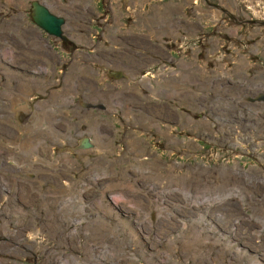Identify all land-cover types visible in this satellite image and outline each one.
<instances>
[{"label": "rangeland", "instance_id": "374dc122", "mask_svg": "<svg viewBox=\"0 0 264 264\" xmlns=\"http://www.w3.org/2000/svg\"><path fill=\"white\" fill-rule=\"evenodd\" d=\"M42 1L66 18L65 32L69 36H74V41L78 42L70 44L74 50L69 48L70 53L64 50L69 45V39L64 41L60 36L51 35L41 26L42 29L32 23L31 5L28 0H0L2 46L7 45V49L15 53L23 50L24 57L29 56L25 51L33 55L31 52L33 46L22 36V33H26L31 28L38 41L42 43L37 47L40 48V56L50 58L53 64H58V60L64 58L63 55L69 54L73 57L75 52L91 50L81 45L87 38L85 45L97 44L100 57L110 58L114 62V56L110 55L116 54L118 61H124L125 64L128 62L132 66L131 62L137 57L140 49H131L122 44L128 34L140 38L143 44L153 43L159 51L154 55L158 58L163 56L174 58L182 51L186 53L188 60L196 59L189 45L185 43L183 49H180L179 46H166L161 39L155 38L151 41L147 35L149 33L142 29L135 28V32L128 33L127 29L134 25L138 17L125 12V7L133 0L114 1V4L120 1L124 4V7H121L122 12L118 14L124 31L116 30V27L112 28V22H115L112 15L110 21H106L107 17L103 15L108 8L109 2L106 0L99 3L98 0ZM147 1V3L137 1L138 4L132 9L150 8V14L157 18L160 12L167 14L166 12L172 11L175 13L174 16L181 20L177 22L178 24L189 21L202 26L211 25L214 29L208 30L215 35L208 33L204 36V33L200 32L202 44L199 64L191 65L180 59L184 68L179 71L182 73L188 65V70L198 77L195 80L184 78L185 84L190 82L195 89L192 90L190 85H184V89L181 90L184 94L174 93L173 90L169 91L168 95L152 98L149 104L152 107L150 112L152 116H150L159 127L156 124L151 129L141 130L129 126L128 134L132 133L134 138L137 137V145L138 138L143 136L139 135V132L145 133L144 137L151 143V145L147 142L141 143L142 148L151 151V155L146 153L149 160L137 155L138 159H123L111 168L106 164L99 167L100 173L108 172L101 180L103 187L86 181L85 186L88 187L82 193L84 198L89 199L88 202L93 200L102 203L88 204L84 206L85 208L73 204L75 206H71L72 213L67 214L74 220H81L84 214L78 213L86 212L90 217L100 215L101 221L103 220L101 216H105L106 211H113L117 215L114 220L118 227L116 228L129 229L128 234L123 231L124 237L110 233L111 237L116 239L86 240L100 247V249L94 247L93 252L87 254L83 247V236L74 237L71 231L77 228L80 233L82 225L71 224L69 220H62L58 216L54 222L68 229L71 238L59 241L42 231L40 236H34V240L21 239L28 244L25 248L22 246L23 243L17 244V239H8L6 241L9 251L0 252V264H57V262L70 264L73 259L82 264H123V262L126 264H264V100L247 98L258 91H264V0H239L238 4L242 8L240 10H236L233 0H202L206 5V1L220 3L221 6H210L208 11H195L192 9L195 4L191 0H187L188 9L182 6L184 4L182 0ZM225 6L232 7L233 13L243 12L245 16L241 17L238 14L230 21L228 12L221 10ZM183 9L192 10V15L179 12ZM200 16L203 18L202 22L193 19ZM144 23L150 27L159 24L160 21L145 17ZM27 25L34 27H25ZM125 27L127 29H124ZM225 28L230 30L224 31ZM197 29L199 28L195 26L193 30ZM237 29L242 30L236 33ZM174 32L177 33L176 29ZM113 34L120 37L118 40L121 47L117 46L118 40L113 39V36L109 39ZM88 36L91 38L90 42ZM168 36L172 37L170 34ZM191 36L193 35L189 34L185 40H190ZM135 37L129 40L133 42ZM206 37H209L210 41ZM40 38H44L48 43ZM195 42L197 41L192 40L193 46ZM157 49L152 50L157 51ZM198 49V46L194 47V50ZM148 50L150 48L146 47V51ZM2 53L4 52L0 50V55ZM165 61L164 59L155 64V60L150 59L149 71L140 66L133 67L136 81L148 86V74L154 78L155 69L161 72V66L155 67L154 70L152 68L158 64L163 65ZM39 62L41 60L36 61L34 65L37 66ZM53 64L48 69L42 68L41 71L51 73ZM98 64L92 63L94 66ZM106 64L103 63L104 67ZM189 71L186 73H190ZM174 72L176 76L171 73L163 74L165 77L163 82H168L170 88H175L173 85L182 80L178 71ZM161 76L156 78L160 79ZM133 87L138 88L136 85ZM53 89V84L50 82V85L47 84L41 88V91L44 96H48ZM130 95L132 100H129L128 106H140L141 102L136 95ZM39 99L45 98L41 94H32L22 101L34 107ZM129 113L137 122L140 114ZM20 114L25 116L28 113ZM107 119L114 125L113 132L116 138L125 140L127 133L123 131L124 119L121 114L112 113ZM162 132L167 134L166 138L163 137ZM23 135L22 133L19 138H23ZM43 167L49 168L45 165ZM58 174L62 176L61 173ZM68 175L73 174L69 172ZM68 175L62 177L69 178ZM47 188L48 186L41 181V191ZM102 188L105 190H100ZM65 200L67 201L66 197ZM13 202L14 205L9 206L8 210L20 215L19 206L23 203L15 198ZM23 206L24 211L29 208L25 204ZM57 209L60 210L52 207L51 211L55 213L50 217L55 215L56 218V215H60L56 212ZM82 209L84 211H79ZM5 210L0 209V212ZM129 224L134 227L131 228ZM134 228L137 235L133 240L128 241ZM186 241L190 245L184 246ZM0 244L2 251L4 241ZM186 249L188 251H185ZM106 251H111L113 254L107 255ZM117 257L115 261L113 258ZM64 258L68 261H63Z\"/></svg>", "mask_w": 264, "mask_h": 264}, {"label": "flooded vegetation", "instance_id": "af4514ba", "mask_svg": "<svg viewBox=\"0 0 264 264\" xmlns=\"http://www.w3.org/2000/svg\"><path fill=\"white\" fill-rule=\"evenodd\" d=\"M42 1V0H41ZM102 0H98V3ZM108 1V8L105 10L103 15L107 17L106 21H110V15L114 17L115 22H112V28L116 27V30H123V24L120 21V17L118 14H120L121 7H124V4L120 1L118 3L114 4L115 0H106ZM137 1H142L143 3H147L148 1L144 0H133L130 1L129 5L125 7V12L128 14H131L133 17L134 15L138 16L136 17V21L134 22V25H132L131 28L125 27L124 29H127V32H135V28L145 30L149 34H147L151 41H153L155 38L161 39L164 44L167 45H176L180 44L181 48L183 49V44L189 45L190 51L192 54L196 57L199 56L198 50H194L195 46L200 47L202 42L200 38V32L204 33V36H206L208 33H212L211 30H208L209 28L212 30L214 29L211 25L202 26L200 24H192L189 21H185L181 24H178L177 22H180L181 20H176V23H174L172 19L168 20L167 22H160L159 24L150 25V27L144 23L145 17L148 18L150 15V8L148 10L143 9L140 7V9H132L133 6L137 5ZM184 1V8L188 9V3L187 0ZM194 2V7L192 6V9L195 11H208L210 9V6H221L220 3H207V6L205 3H202V0H191ZM222 1V0H219ZM239 0H233L232 3H235L236 10L242 9L239 4ZM30 6V15L32 18V0H28ZM44 2V1H43ZM127 2V1H126ZM45 3V2H44ZM46 4V3H45ZM193 3L191 2V5ZM48 7L49 5L46 4ZM190 5V4H189ZM144 6H146L144 4ZM220 9V8H219ZM222 11L228 12L229 16L228 19L232 21V18L236 17V15H240L241 17H244V13L240 11H236L233 13L232 7H222ZM179 12H184L186 15H192V10H180ZM171 16H174V12L169 11ZM98 15H100L98 13ZM194 20H199L202 22L203 18L202 16L193 18ZM238 21H241L240 18H237ZM103 20V19H102ZM134 21V19H133ZM34 22L32 18V23ZM35 23V22H34ZM36 24V23H35ZM37 25V24H36ZM174 25V26H172ZM38 26V25H37ZM195 26L199 29L193 30ZM233 26V25H231ZM236 26H243V25H234ZM25 27H34V26H25ZM40 27V26H39ZM207 27V28H206ZM41 28V27H40ZM42 29V28H41ZM174 29H176L177 33L174 32ZM218 29H216L217 31ZM230 28H225L224 31H229ZM242 29H237L236 33H239ZM124 31V30H123ZM163 32L164 36H161L159 32ZM154 33V35L152 34ZM143 34V33H140ZM168 34L172 35V37H169ZM189 34L193 35L191 36L190 40H185L186 37L189 36ZM213 34V33H212ZM243 34V32H241ZM144 35V34H143ZM215 35V33L213 34ZM65 38H62L64 41L69 39V45L64 48L65 51L70 53L69 48L72 49V46L70 44L78 43L77 41H74L75 39L72 38V36L65 35ZM104 36V34H103ZM113 36V39L118 40L120 37L118 35H110V37ZM135 37V35H126L124 38L122 44L127 46L128 48L134 49L139 48L140 53H137V57H130L135 58L131 63L132 66L124 63V61L120 62L117 59L116 54H112L110 56H114V62L111 61L110 58H103L99 56V51L97 49L98 45H85L87 42V38L84 41L83 47L91 48V50H87L84 52H75L73 57L68 55H63L62 60H58V64H53L52 60L41 58L39 56H36L39 54L38 51H35L34 48H32L33 55H30L29 51H25V53H28L29 56L24 57V51L20 50L19 53H15L14 51L8 50V52L13 53L15 56L19 58V61L17 65L14 68L10 67L9 63H3L7 69L10 71H16V72H25L28 76L27 78L23 80H19L17 77L13 76L11 77L6 73L5 71L0 69V115L9 117L10 112L7 110L11 103L13 102L12 97L9 98L6 95H15L18 96L23 103L22 99H28L30 95L32 94H41L45 99H39L36 102L40 101L43 102L48 110H50L53 113V116H50L53 121L50 119L49 115L43 113L37 106H28L29 110H20L16 113V118L12 119V121H6L5 125L10 126L12 128L16 127L18 123L23 121L24 123H30L34 124L36 122L38 125L42 127V129L46 132L43 136L39 138V141L49 147V149L53 150L52 156H50V159L45 161H39L36 158H34V162L36 164H39L41 166L45 165V162L51 161L50 164V171L52 173V176L49 177L52 185L54 188H56L59 191H62L66 194L67 198L70 199L71 195L73 194V188L72 184L77 185L79 184V188L81 189L80 195L76 197L73 200V204H77L80 206H87L88 204H95L97 201L91 200V202H88L89 199L83 197V191L88 186L86 185V181L89 183H95L99 187H103L102 182L98 179L100 178V171L99 167L106 166L112 167L113 165H117V163H120V160L123 159H132L137 158V155L140 157L146 156V153H149L151 155V151H146L145 148H142L141 143L147 142L148 145H151V143L145 138L144 136H140L138 145L136 144V147H133L129 141L126 140H120L116 138V135L113 132L114 125L111 122L108 126V116L112 113L121 114L125 111L132 112V110L135 108L137 110L142 111L140 114V117L138 118L137 122L136 120L130 115V118L127 120L124 119V128L123 131H125L127 134L129 132V126L131 125L132 128H140L141 130H147L151 129L153 126H150V128H145L146 126H143L147 119L150 118L152 120V114L151 112V100L154 96H164L168 95L169 91H173L174 93H182V89H184V85H190L191 89L194 90L195 86L190 84V82H187L185 84L184 78H182L181 82H177L175 85V88H168L165 89V85L163 82L165 80V77L163 74L171 73L172 75L176 76L177 74L174 72L176 71L177 65L180 62L181 57H185V52L177 53L176 57L174 58H166L161 57L158 58L154 55L159 53L158 49L153 45V43H142V40L140 38L135 37V40L132 42L129 40V38ZM208 40L210 41L209 37ZM192 40H196L195 46L192 45ZM224 40V39H223ZM43 42L48 43L44 38H42ZM91 41V38L88 36V42ZM111 42V40H108ZM120 41L118 40L117 46L121 47L119 44ZM2 44V43H1ZM0 44V47H1ZM7 46V45H6ZM146 47H149L150 50L146 51ZM174 47V46H172ZM152 49H157V51H154ZM74 50V49H72ZM170 51V50H169ZM73 52V51H72ZM171 52H173V49H171ZM143 53V54H142ZM78 54L79 56H75ZM180 54H183L180 56ZM257 54V53H256ZM173 57V55H171ZM126 58V57H123ZM158 58V59H157ZM150 59L155 60V64L160 62L161 60H166L163 62V65H155L152 69L154 70L155 67L161 66L160 71H156V76L153 78L150 75H148L149 85L146 86L141 81H136L135 76V69L133 67L140 66L145 68L144 70L149 71L150 67H148V62ZM38 60H41V62L38 63L37 66L34 65V63ZM75 60H80L81 65H75ZM128 60V58H126ZM92 63H99L98 65L94 66ZM103 63H107L104 67ZM198 63V62H197ZM26 64L25 66H23ZM53 68L51 73L41 71L42 68L48 69L52 66ZM83 65V67H82ZM115 66H117V70L115 69ZM98 68V69H97ZM179 70H182V68H179ZM167 71V72H166ZM178 71V70H177ZM152 72V71H151ZM179 74L181 72L178 71ZM159 75H162L160 79H157ZM73 76L74 77V85L73 87H66L67 83L69 82L67 77ZM157 77V78H156ZM197 77V76H196ZM35 79V82L34 80ZM120 79H124L126 81L125 84L121 82ZM157 79V80H156ZM50 82H52L54 89L50 90V93L48 96H44L43 92L41 91V88H44L47 84L50 85ZM19 83L22 84V91L18 93L19 88L16 87ZM139 83V87H144L146 89L145 94L147 96H151L150 98L142 96L143 94L138 89L132 88V86ZM180 86H182L180 88ZM51 87V86H50ZM166 91V93H164ZM91 93L93 97L90 98L87 93ZM120 92H126L125 99H123V102L117 103L114 106V110H108L107 108V102L105 99L100 97V94H113V93H120ZM135 94L136 97L140 100L141 104L140 106H128L129 100H132V96L130 94ZM255 93V92H253ZM59 95L58 99H55L52 97V95ZM164 94V95H163ZM258 93H255L256 96ZM99 96V97H98ZM61 97H66V100L61 99ZM33 99V97H31ZM97 99V100H96ZM35 102V103H36ZM26 104V103H23ZM36 105V104H35ZM45 107V108H46ZM46 108V111H47ZM21 112H27L30 113L28 117H24ZM135 115H137L134 112ZM151 115V116H150ZM19 118V119H18ZM154 119V118H153ZM95 120H101L107 131L106 133L110 136L109 139L106 140V143L100 147L97 145L93 138L96 135L95 132L91 129L88 130L89 125L93 124ZM135 120V121H134ZM135 122V123H134ZM90 125V126H91ZM52 127L51 129L49 127ZM167 126V125H166ZM157 127L158 124H157ZM21 130V128H20ZM24 134L23 138L28 136V133L26 131L21 132V134ZM49 134H52L54 138H51ZM164 138L167 137V134L165 132L161 133ZM18 136V139H19ZM2 139H5V137L1 136ZM88 137L90 138V145L88 146H81L80 141L82 138ZM22 138V139H23ZM137 138V137H136ZM168 144V143H167ZM141 149L142 152L138 153L136 150ZM16 150V149H14ZM19 150V149H17ZM78 150H81L82 152H78ZM136 153V154H135ZM44 156H47V153L43 151L42 153ZM102 161H106L105 164H102ZM2 163H8L11 165V169H13V166H16L17 160L14 159V157L4 156L2 158ZM1 164V162H0ZM90 167H93V170L95 171L93 173H88V170ZM4 172L0 169V182L5 184V182L8 180L9 177L12 176V174H15L14 172H10L7 169H2ZM7 170V171H6ZM59 173H61L62 176L68 175L69 172L73 175L69 178L60 176ZM102 173L107 176L108 172L102 171ZM18 174V173H16ZM35 174V173H33ZM20 176V179L15 184L22 187L23 191L25 187H28L31 181L33 180V177H28L24 174H18ZM85 177L84 180L78 179ZM72 177H75V179H72ZM104 179V178H102ZM101 179V180H102ZM2 186V185H1ZM0 186V187H1ZM104 190V188L100 189ZM30 192V191H29ZM20 193L16 190L15 196L13 198L19 199ZM4 198H8L7 195L4 196ZM13 198L10 196V202L14 205ZM20 198L21 203L23 202ZM6 201H1L0 199V208H4V204ZM70 203V202H69ZM84 211V210H81ZM113 211H106V215H110ZM84 218L82 221H91L95 219V217L87 216L86 212L83 213ZM0 238H3V235L0 234Z\"/></svg>", "mask_w": 264, "mask_h": 264}, {"label": "bare ground", "instance_id": "6f19581e", "mask_svg": "<svg viewBox=\"0 0 264 264\" xmlns=\"http://www.w3.org/2000/svg\"><path fill=\"white\" fill-rule=\"evenodd\" d=\"M33 1L34 0H32V2ZM32 5H33V3H32ZM55 5L57 6V4H55ZM49 8H50V10L52 12L57 13V12H55L52 9V7L50 5H49ZM57 14H59V13H57ZM160 17H161L162 20L165 19V14L162 13L160 15ZM174 18L175 17H172L171 19L173 20ZM66 23L67 22H66V18H65L64 34L68 35L65 32L66 31L65 30V24ZM32 30L33 29L30 28V30H28L26 33L25 32L22 33V36L25 37L24 40L26 39V41L30 45L33 46V47L32 46L31 47L34 48L35 51L39 52V54H37L36 56L41 57L40 56V48H37V47H40L42 45V43L38 41L35 33ZM43 30H45V29L43 28ZM46 32L48 33V31H46ZM49 34L55 35V34H52V33H49ZM72 38L75 39L74 36H72ZM40 39L42 40V38H40ZM6 42H8V41H6ZM82 42L84 43V41H82ZM17 45L20 46L18 43H17ZM7 48H8L7 46L5 47V46H2V45L0 47V50H2L4 52V53H2L0 55V69L5 71L6 73H8V75H10L11 77H13V76L17 77L19 80H23V79L27 78L28 75L25 72H20L19 73V72L13 71V70L10 71L3 64V63H9L10 67L14 68L17 65L18 61H19V58L17 56H15L13 53L8 52ZM41 58L50 59V58H47V57H41ZM181 58L184 60V62L186 61V62L191 63V65H195V62L188 60L186 56L185 57H181ZM196 64H198V63H196ZM25 65L26 64H24L23 66H25ZM185 67L186 68L183 70V72L181 74H179L182 78L190 79V80H195V79L198 78V77L193 75L188 70V65H186ZM179 68H182V69L184 68V66L180 62L178 64L176 70L179 71ZM192 68H196V67H192ZM115 69L117 70V66H115ZM187 71H189L190 73H186ZM134 77H136V76H134ZM67 79H68L69 82L66 84L67 85L66 87H73V85H74V77L73 76H68ZM33 80L35 82V79H33ZM120 80H121V82L123 84L126 83V81L124 79H120ZM16 87L19 88L18 93H20L22 91V84L19 83L18 85H16ZM257 93L258 94L256 96H252L253 95L252 94V95H249L247 98H249L250 100L251 99L254 100L256 98L259 99L258 96L261 93H264V91L261 90V91H258ZM182 94H184V92H182ZM87 95L90 98H95L89 92L87 93ZM6 96L9 97V98L12 97L13 102L11 103L10 107L7 109L10 112L9 117L0 115V135L5 137V139H2L0 137V162H1L0 169H1L2 172H4V170H2V169H7L10 172L11 171L14 172L15 174H12V176L8 178V180L5 182L4 185H3V183L0 182V186L2 185L0 187V199H1V201H6V203L4 204L5 205L4 209H6V210L0 212L2 214L0 216V234L3 235V238H0V242L3 243V241H4V245H2L3 246L2 247V251L0 250V252H6V251L8 252L9 251L7 249L8 248L7 246H9L8 243H7L8 241H6L8 239H10V240H13V239L16 240L17 239V241H18L17 244L18 243H23L22 246L25 248V245H28V244H25V242L21 241V239L27 238L29 240H34V236H40V233L42 231L45 232V235H48L49 237H51L52 239H55V240L59 239V241L71 238L70 237L71 234L69 233L68 229L63 228V227L59 226L58 224H56L54 222L58 218V216H60L62 220H69L71 224L79 223V224L82 225L80 233H79L77 228L74 229V230H71V231H72V234H73L74 237L78 238V235H82L83 236V239H84L83 247L85 248V252L87 254L89 252H93L92 250H94V247L96 248L98 245L94 246V244H93L94 242L93 243L92 242L89 243V241H86V240H90V239H97V240L116 239L114 237H111V234H117V237H120L123 234V232H121V228L117 229L118 228L117 224L114 221L115 217L117 215L114 214V212H112L110 215H106L105 214V216H101V218H103V220H101V221H100V216H98V218L96 217L95 219H93L91 221H86V222L82 221V219L81 220H78V219L74 220L72 217L67 215V214L72 213L71 206H75V205H73V200L80 195L81 189L79 188V184H77V185L72 184V186H70L71 188H73V190L76 193H78L77 195H76V193H73L71 195V197H70L71 200H68V198H67L65 193H63L62 191H59L56 188H54V186L52 185V183H51V181L49 179V177L52 176V173H51L50 169L47 168V167H43V166H41L39 164H36L34 162V158H36L39 161H45V160L50 159V156H52V154H53V150L52 149H49V147H47L46 145L42 144L39 141V138L41 136H43L46 132L36 122H34V124H30V123H24L23 121H21L14 128H12L10 126H6L5 122L6 121H12V119H15L16 118V113L18 111H20V110H29L28 105L27 104H23L18 96H15V95H12V96L11 95H6ZM99 96L102 97L103 99H105V101L107 102L108 110H114V106L117 103H120V102L124 101L123 99H125L126 92L113 93V94H109V95L100 94ZM52 97H54L55 99H58L59 95L54 94V95H52ZM61 99L66 100V97H61ZM35 104H36L37 108H39L43 113L49 115V117L53 116V113L50 110H48V108L46 107V105L43 102L38 101ZM45 107L47 108V111H46ZM0 110H2V108H0ZM132 112H135L137 115L142 113V111L137 110L135 108L132 110ZM29 115H30V113H28L24 117H28ZM122 117L126 118L128 120L130 118V113L125 111L124 113H122ZM50 119L53 121V119L51 117H50ZM110 123L111 122L108 121L107 125L109 126ZM156 124L157 123L155 121L147 119L143 126H148L149 127V126H154ZM90 125L88 127V130L90 131L92 129L95 132V134H96L94 136V138H93V141L97 145L102 147L106 143V140L109 139V137H110L106 133L107 129H106L104 123L101 120H95L93 122V124L91 126ZM20 128H21V130H20ZM49 128L51 129L52 127L50 126ZM24 131H26L28 133V136L23 138V139L22 138L18 139V136L20 135V133L24 132ZM138 134L144 136L145 133L140 134V132H139ZM49 135H50L51 138H54L52 134H49ZM134 137L135 136L132 133H129V134L126 135L125 140L126 141H130L133 138L134 140L132 139L130 144L133 147H136L135 145L137 144V139L134 138ZM85 138L86 137L81 139V141H80L81 146H84L83 145V140H85ZM119 138H121V137L119 136ZM89 139L87 140L89 142L88 145H90ZM14 149H16V150H14ZM17 149H19V150H17ZM43 151H45L47 153V156H44L42 154ZM136 151L138 153L142 152L141 149L136 150ZM78 152H82V151L78 150ZM4 156H7V158L9 156H12V157H14V159L17 160V164H16V166H13V169H11V165L10 164L2 163V158ZM143 157L146 160H149V158H147L145 156H143ZM101 163L105 164L106 161H102ZM50 164H51V161L45 162V166L50 167ZM93 172H94L93 167H90L89 170H88V173L91 174ZM16 173L24 174V175H26L28 177H33L34 176L33 180L29 184V186L25 188V190L27 192L23 191L22 187H20L18 185L15 186V184L20 179V176L18 174H16ZM33 173H35V174H33ZM104 176L105 175L103 173H101L100 174V178L98 180L101 181V179L104 178ZM72 179H75V177H72ZM78 179L84 180L85 177L83 176L82 178H78ZM168 179H169V177H168ZM41 181L48 186V188L46 190H42L41 191ZM109 185H110V183H109ZM140 187H142V186H140ZM16 190L20 193L19 199L22 198L21 200L23 201L22 202L23 204L21 206H19V208H20L19 214L20 215H16L15 211H9L8 210L9 206H13V204L10 202V196L13 198L15 196V191ZM5 195H7L8 198L5 199L4 198ZM65 197L67 198V201L65 200ZM100 200H101V198H100ZM99 202H101V201H97V203H99ZM24 204H25V206L29 207L25 211H24V206H23ZM53 206H54V208H59L60 209V210L57 209V211H56V212L60 213V215H56L57 216L56 218H54L55 215H52L53 217H50L51 214L55 213L53 210L51 211ZM79 207L83 208V206H80V205H79ZM0 209H3V208H0ZM79 211H81V210H79ZM78 214H83V213L80 212ZM73 216H75V215H73ZM119 223H121V218L120 217H119ZM104 231L109 232V233H105ZM76 232H78V234H76ZM65 243H67V242H65ZM87 244H89V245H87ZM185 245L188 246V245H190V243L186 241L184 243V246ZM184 246H182L183 250H184ZM97 248L100 249V247H97ZM101 249H102V247H101ZM113 250H114V248H113ZM185 251H188V249H186ZM106 252L108 253L107 255L113 254L111 251H106ZM89 257H91V255L88 256V258H86V259L89 260ZM101 259H103V258H101ZM113 259L116 261L118 259V257L117 258H113ZM4 260H6V259H4ZM94 260L98 261V259H94ZM63 261L67 262L68 259L64 258ZM72 263L82 264L80 262H77L75 259H73ZM72 263H70V264H72ZM57 264H58V262H57Z\"/></svg>", "mask_w": 264, "mask_h": 264}, {"label": "water", "instance_id": "95a60500", "mask_svg": "<svg viewBox=\"0 0 264 264\" xmlns=\"http://www.w3.org/2000/svg\"><path fill=\"white\" fill-rule=\"evenodd\" d=\"M32 18L39 26H41L46 31H48V33L55 34L57 36H60L61 38L66 37L64 34V22H65L64 16L52 12L50 8L43 1L41 0L33 1ZM258 98L264 100V93H261L258 96ZM88 139L89 138L86 137L85 140H83L84 146H87L89 144V142L87 141ZM129 225L131 226V224ZM132 227L134 226H131V228ZM123 231H126L128 234L129 229L121 227V232ZM136 235H137L136 228H134L132 230V233L128 241L133 240ZM121 237H124V235H122ZM123 264H126V263L123 262Z\"/></svg>", "mask_w": 264, "mask_h": 264}, {"label": "crops", "instance_id": "0c3cea01", "mask_svg": "<svg viewBox=\"0 0 264 264\" xmlns=\"http://www.w3.org/2000/svg\"><path fill=\"white\" fill-rule=\"evenodd\" d=\"M158 13V11L156 12V14ZM167 14H165V19H161V17L159 16V18H157V17H155V16H152L151 14L148 16V18H150V19H152V20H155V19H158L160 22H163L164 20L165 21H168V20H171V18H172V16H171V14L169 13V12H166ZM162 14V12H160V15ZM173 17H175V16H173ZM174 19H177L176 17L174 18ZM173 19V20H174ZM172 20V21H173ZM174 22V21H173ZM160 33V35L161 36H164V33L161 31V32H159ZM175 46H179L180 47V49H182L181 48V46H180V44H178V45H174V47ZM200 48H201V46L199 47V49H198V52H199V56L198 57H196V59H194L193 61L195 62V63H197L198 62V64H199V59H200ZM75 65H81V63H80V60H75ZM178 66V65H177ZM82 67H83V65H82ZM98 69V68H97ZM149 75V74H148ZM139 83H137L136 84V86H138V88H135V87H133L134 89H138V90H140V92L143 94L142 96H144V97H148V98H150L151 96H147L146 94H145V92H146V89L144 88V87H139V85H138ZM146 85V84H145ZM164 85H165V89L166 88H168L170 85L168 84V82H165L164 83ZM147 86V85H146ZM148 86H150L149 84H148ZM151 87V86H150Z\"/></svg>", "mask_w": 264, "mask_h": 264}]
</instances>
